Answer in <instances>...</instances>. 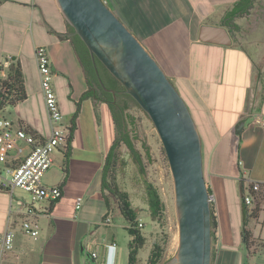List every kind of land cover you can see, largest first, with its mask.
<instances>
[{"label":"crops","instance_id":"obj_1","mask_svg":"<svg viewBox=\"0 0 264 264\" xmlns=\"http://www.w3.org/2000/svg\"><path fill=\"white\" fill-rule=\"evenodd\" d=\"M237 1L107 0L196 106L204 177L217 219L211 264H244V253L223 242L222 211L225 200L242 211L238 187L241 191L244 177L264 183V127L244 114H264V0H252L249 12L235 18L239 29L234 30L223 16ZM202 25L225 26L231 44L200 41ZM69 33L54 0H0V80L7 78L9 65L17 63L26 92L24 99L5 105L3 114L38 138L49 135L34 54L35 46L45 45L63 122L74 130L67 160L68 146L55 151L53 165L43 176L45 185L61 188V197L42 206L38 237L18 230L13 249L2 255L0 264H105L107 252L114 250L115 264H127V222L125 229H116L114 220L123 216L115 202L107 205L102 192L105 159L117 133L114 117L110 106L96 98L98 86L90 81ZM16 145L22 148L20 158L11 148L0 161V232L9 221H20L19 201L28 199L21 189L10 193L1 185L5 166H14L28 153L24 142ZM77 197L82 199L79 209ZM107 215L110 222L103 224Z\"/></svg>","mask_w":264,"mask_h":264},{"label":"water","instance_id":"obj_2","mask_svg":"<svg viewBox=\"0 0 264 264\" xmlns=\"http://www.w3.org/2000/svg\"><path fill=\"white\" fill-rule=\"evenodd\" d=\"M66 24L87 48L103 90L125 93L153 124L174 189L177 246L160 264H211V194L205 182L202 138L192 113L158 61L102 0H54ZM202 42L230 45L225 26L202 25ZM100 62L122 90L102 82ZM242 213L246 207L242 202Z\"/></svg>","mask_w":264,"mask_h":264},{"label":"trees","instance_id":"obj_3","mask_svg":"<svg viewBox=\"0 0 264 264\" xmlns=\"http://www.w3.org/2000/svg\"><path fill=\"white\" fill-rule=\"evenodd\" d=\"M251 6L252 0H238L232 5L229 10L225 12L223 16V22L225 23V25L230 26L234 30L239 29L238 24L235 22V18L247 14ZM68 31L70 32L69 34L72 42L78 50L82 63L88 71L90 81L95 82L98 86L96 98L103 102H106L112 110L117 133L105 159L102 171V192L107 205L110 206V200L115 202L120 214L127 222L126 229L130 235V240L128 242L127 264H140L138 261V252L145 245L147 237L142 231L143 227L138 226L139 220L137 217V211L132 205L129 192L121 189L117 182V172L126 164V161L122 156V148L125 147L128 152V157L134 163L137 172L143 180L145 190L144 200L147 205L149 218L152 222H156L157 224L162 226L163 221L165 220V203L156 185L151 181L147 180L145 176L146 165L144 162V154L147 160L150 161L149 146L143 140L141 141L140 148L143 150V153L135 143V140L138 139L135 119L132 115L128 113L127 109L129 108V104L124 99V97H128L131 100L132 98L127 94L122 93L118 95V101L113 102L112 93L103 90L98 83L94 71L93 62L87 48L77 35L71 34L72 28L70 26H68ZM173 83L184 98V100L186 101L192 114L194 115V118L198 125V129L201 133V121L198 120L197 116L195 115L196 106L194 105L193 101L189 98V96H187L183 85L180 82L176 83L173 81ZM105 85L106 87L115 89L118 86V82L110 76V80ZM88 94H90V91H87L85 93V95ZM25 96L26 92L22 80V73L20 67L17 63L15 65L10 64L8 68L7 78L5 80H0V109L7 104H15L16 102L24 99ZM136 106L139 107L137 104ZM69 152L70 145H68L65 151L66 160L69 157ZM208 191L211 194L210 188H208ZM248 216H257V209L252 211L251 214L246 215L245 213L243 215L244 229L242 232V236L244 238V243L247 250V258L254 253L253 251H250L251 245L249 244V237L251 232L246 229ZM211 225L212 228H215L217 225V221L213 214L212 204ZM164 242L166 241L160 239H153L144 264H160L165 251ZM244 264H248L247 259L245 260Z\"/></svg>","mask_w":264,"mask_h":264},{"label":"built area","instance_id":"obj_4","mask_svg":"<svg viewBox=\"0 0 264 264\" xmlns=\"http://www.w3.org/2000/svg\"><path fill=\"white\" fill-rule=\"evenodd\" d=\"M102 1L107 4V0ZM34 54L40 89L49 116L50 133L46 137L38 138L28 133L24 128L16 126L10 118L0 117V161H4L6 151H9L11 148L16 149V155L20 158L22 148L16 145V141L18 140L24 142L29 147L28 153L17 164L5 166L4 169L6 176L2 178L1 185L10 193L15 189H21L27 194L28 199L27 201H19L20 209H22L20 221H9L7 228L0 232V259L2 255L13 249L18 230L33 239L38 237L40 232L38 216L41 213L42 206L50 205L62 195V190L59 186L45 185L43 183V176L53 165L54 152L58 149L64 150L68 146L74 131L72 124H65L63 122V114L60 111L52 85L53 73L47 47L45 45L35 46ZM244 114L251 116L254 124L264 127V114L262 112L251 113L247 110ZM240 187L242 202L246 207V215L251 214L255 209L259 211L264 210L263 182L250 177H244L241 180ZM81 204V197H77L75 208L79 209ZM213 214L216 219L214 208ZM110 218L107 215L102 223L108 224ZM138 226L143 227V223L139 221ZM216 231L217 225L215 228H212V235ZM109 246L113 247L115 244ZM91 254L93 257H96L95 252Z\"/></svg>","mask_w":264,"mask_h":264},{"label":"rangeland","instance_id":"obj_5","mask_svg":"<svg viewBox=\"0 0 264 264\" xmlns=\"http://www.w3.org/2000/svg\"><path fill=\"white\" fill-rule=\"evenodd\" d=\"M255 35H257V33ZM171 82L173 83V81ZM124 99L129 104V108L127 109L128 113L135 119L138 134V139L135 140L137 147L143 152L140 148L142 140L149 146L150 161L147 160L144 154V162L146 165L145 176L147 180L156 185L165 203V220L163 221L162 226L156 222H152L149 218L147 205L144 200L145 190L143 180L137 172L134 163L128 157V152L125 147L122 148V156L125 159L126 164L117 172V182L121 189L129 192L132 205L137 211L138 216L141 218L139 221L143 223L144 233L147 237L145 245L138 252L139 263H145L153 239L166 241L164 242L165 251L160 262L162 263L174 254L178 239L172 177L164 150H162L161 142L150 119L139 107L136 106L133 100L128 97H124ZM3 108L6 107L3 106L0 109V117H6L3 114ZM238 192L241 203L242 198L239 187ZM224 205L225 209L222 211L221 216L223 242L240 249V251L244 253V263L247 259V263L250 264L252 263L250 259H253L255 264H264V210L260 212L261 214L259 216H248L246 229L251 232L249 237V244L251 245L250 251L255 252L256 255L247 258V250L242 236L244 229L243 213L240 209H237L235 202L228 203L225 200ZM114 222L116 223V229H125L123 227L126 223L124 218L115 219ZM123 233L126 235L125 231H123Z\"/></svg>","mask_w":264,"mask_h":264},{"label":"flooded vegetation","instance_id":"obj_6","mask_svg":"<svg viewBox=\"0 0 264 264\" xmlns=\"http://www.w3.org/2000/svg\"><path fill=\"white\" fill-rule=\"evenodd\" d=\"M96 67L98 69L99 76H100L102 82L105 85L110 80V75H109V73L106 71V69L103 67V65L100 62L96 61ZM96 77H97V75H96ZM97 80H98V78H97ZM98 83H99V81H98ZM99 85H100V83H99ZM108 88H110V87H108ZM115 89L118 90V91H121L122 90V88H121V86L119 84H118V86ZM119 94H122V93L115 94V98L113 97V102H117L118 101V95Z\"/></svg>","mask_w":264,"mask_h":264},{"label":"clouds","instance_id":"obj_7","mask_svg":"<svg viewBox=\"0 0 264 264\" xmlns=\"http://www.w3.org/2000/svg\"><path fill=\"white\" fill-rule=\"evenodd\" d=\"M116 250L112 252H107L106 258H105V264H115V257H116Z\"/></svg>","mask_w":264,"mask_h":264}]
</instances>
